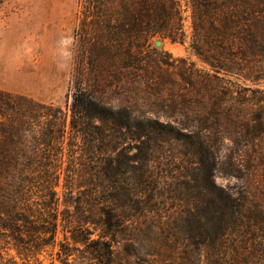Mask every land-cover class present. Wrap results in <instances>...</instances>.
<instances>
[{"label": "trees", "instance_id": "16d2710c", "mask_svg": "<svg viewBox=\"0 0 264 264\" xmlns=\"http://www.w3.org/2000/svg\"><path fill=\"white\" fill-rule=\"evenodd\" d=\"M80 2L79 33L98 83L141 69L152 37L186 35L180 0ZM190 7L192 48L213 72L186 78L198 106L173 103L196 127L172 114L161 120L138 99L113 104L85 88L68 109L0 89V264H31L56 245L60 229L62 264L75 251L90 264H198L203 246L217 249L237 233L244 202L215 183L213 169L224 129L245 148L264 135V89L239 82H264V0H190ZM171 144L191 165L168 185L170 199L183 204L164 219L167 184L155 151Z\"/></svg>", "mask_w": 264, "mask_h": 264}, {"label": "rangeland", "instance_id": "374dc122", "mask_svg": "<svg viewBox=\"0 0 264 264\" xmlns=\"http://www.w3.org/2000/svg\"><path fill=\"white\" fill-rule=\"evenodd\" d=\"M80 1L0 0V89L28 94L68 109L74 92L85 88L96 98L113 104L125 99H138L147 108H153L161 120H167L165 114H172L175 116L171 117L173 120L177 117V120L196 127L194 120L182 115L184 106L177 103L182 104L185 100L198 106L200 94L186 82V78L198 81L204 72L212 73L213 70L191 45L193 27L190 0H180L186 34L183 41L154 36L150 39L151 48L143 51L144 66L141 69L127 70L123 76L118 72V77L103 78L99 83L93 75L89 46L79 33L83 17ZM220 75L225 76L223 73ZM239 82L244 86L264 89V82ZM259 96L264 97V94ZM251 106V102H246V110L250 109L251 112L256 109V106ZM224 132V138L217 142L220 157L213 169V180L243 200L244 218L237 233L224 239L217 249L203 246L197 262L264 264V135L254 148L252 145L245 148L233 141L229 129H224ZM181 148L179 144H171L155 151L156 174L167 184L164 190L167 199L165 196L161 198L167 201L168 209L162 213L164 219L176 214L179 204H183L182 201L170 199L172 194L168 190V185L183 179L191 165L181 155ZM93 237H97V234ZM63 239L64 232L60 229L56 245L47 246L41 253L29 258L30 263L62 264L56 252L59 241ZM187 252L176 255V263H183L182 256H186ZM10 254L15 255L19 262L27 263V260L17 256L15 250L12 249ZM68 262L90 264L80 258L78 251L68 257ZM140 264L146 263L140 261Z\"/></svg>", "mask_w": 264, "mask_h": 264}]
</instances>
